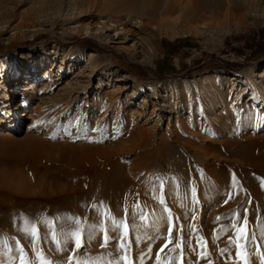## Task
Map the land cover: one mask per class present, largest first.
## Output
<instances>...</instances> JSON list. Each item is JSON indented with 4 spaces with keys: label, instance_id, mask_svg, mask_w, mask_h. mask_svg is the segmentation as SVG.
Returning <instances> with one entry per match:
<instances>
[{
    "label": "rangeland",
    "instance_id": "374dc122",
    "mask_svg": "<svg viewBox=\"0 0 264 264\" xmlns=\"http://www.w3.org/2000/svg\"><path fill=\"white\" fill-rule=\"evenodd\" d=\"M214 1L221 7L203 12L199 22L178 13L176 17L182 22L162 32L156 57L151 58L143 51L131 56L128 47L114 51L87 34V29L107 21L101 18L111 17L103 5L94 7L88 0H0L3 63L9 65L16 56L30 60L28 54L35 57L49 47L94 52L99 62L107 60L118 71L100 93L95 110L78 105L63 111L60 105L52 111L38 101L40 110L32 113V120L10 142L1 141L7 126L0 123V173L30 179L41 193L26 199L19 193L0 191V215L7 208L18 215L33 211L43 217L28 223L29 227L35 225L37 237L25 231L26 224L0 229V264H20L21 250L27 264H40L38 251L52 264H67L73 254L110 264L114 256L122 255L121 243L126 244V254L134 264H157L158 253L162 264L170 257L172 264H178L181 252L184 264H244L239 253L245 241L233 225L239 227L245 221L249 264H264V131L244 130L247 120L243 118L221 131L219 125L207 131V126L193 121L184 128L160 119L145 123L153 105L145 104L144 96L135 102L127 100L131 90L120 93L121 85L115 82L125 74L131 82L148 88L174 84L186 88L199 77L216 72L243 74L264 63V0ZM240 13L242 19L238 18ZM202 23L209 25L210 32L196 34ZM178 43L179 54L165 52L167 45ZM173 90L178 94L183 89ZM189 93L185 90L184 94ZM91 98L86 100L91 103ZM3 113L0 111V120ZM184 117L187 114L178 119ZM52 145L67 150L74 147L75 156L69 158L73 162L67 164L70 160L63 159L57 150L50 155ZM61 162L69 167L71 176L80 178L90 177L96 163L101 167L115 164L120 173L119 187L106 190L110 203L102 198L71 202L72 208L82 205L89 212L81 217L85 230L80 249L75 248L73 239L64 241L63 232L76 225L62 209L68 201L53 191L51 171ZM93 205L102 206L96 216L103 228L87 227ZM141 211L147 217L144 221ZM109 212L128 224L126 238L123 228L118 229L108 219ZM53 231L59 244L52 239ZM168 241L173 243L161 253ZM176 243L183 247L172 251ZM104 244L107 246L102 247Z\"/></svg>",
    "mask_w": 264,
    "mask_h": 264
},
{
    "label": "bare ground",
    "instance_id": "6f19581e",
    "mask_svg": "<svg viewBox=\"0 0 264 264\" xmlns=\"http://www.w3.org/2000/svg\"><path fill=\"white\" fill-rule=\"evenodd\" d=\"M88 1L94 7L103 5L111 14V17L100 19L107 21H101L93 28L87 29L90 37L98 42L107 43L114 51L128 47L132 51L131 56L137 57L138 53L143 51L150 54L151 58L156 57L157 42L161 40L162 32L173 30L182 22L180 16L176 17L178 13L189 14L199 22L203 12L212 7H221L220 3L215 4L214 0ZM232 7L238 8L237 11H243V8L237 5ZM238 18H243L241 13ZM210 30L209 25L202 23L196 34L209 33ZM28 57L30 60L16 56V60L8 65L3 63L6 58L0 56V91H6V88L11 87L7 94H0V111L4 110L0 123L2 126H7V131L1 133L3 139L1 141L10 142L15 134L21 132L22 127L32 120V113L40 110L37 106L38 101L47 106L46 110L52 111L60 105L63 111L78 105L80 108L88 107L95 110L100 101V93L105 87L110 86V82L118 74L107 60L104 63L99 62V57L94 52H82L77 49L65 51L48 47L38 52L35 57L31 53ZM220 73L216 72L210 77H199L186 84V88L175 84L148 88L138 82H131L129 76L125 74L118 76L115 82L121 85V89L118 90L120 93L131 90L127 94V100L135 102L144 96V103L153 105L154 110L146 118L145 123L160 119L169 126L173 124L175 127L179 125L184 128L189 121H193L197 125L201 123L207 126V131L219 125L221 131L224 127L230 129L238 118H243L247 120L244 130L264 131V63L257 64L253 71L243 74L221 75ZM66 80H68L67 84L63 88ZM176 88L183 90L177 94L173 90ZM185 90L190 92L188 96L184 94ZM90 95H92L91 103L86 100ZM28 99H30L29 103H27ZM116 101L118 102V99ZM22 109L24 113L19 115ZM140 109H144V106H140ZM218 110L222 112L216 113L215 111ZM208 112L211 113L210 116L207 115ZM184 114L188 117L178 119L179 115ZM56 146H51L50 155L57 150L67 161L69 158H74L76 152L74 147L67 150ZM48 159L52 160V157L49 156ZM72 162L70 160L67 164ZM68 169L69 167L61 162L51 173L55 179L54 195L68 201L62 204V209L69 217L81 218L89 214L87 207L82 205L72 208V201L74 203L84 199L102 198L106 203L111 202L106 190L119 187L120 173L115 164L101 167L96 163L93 174L88 178L84 176L80 178L77 174H73L72 177ZM61 178H71V180L62 181ZM60 180L63 183H58ZM0 191L19 193L26 199L41 194L33 188L30 179L1 173ZM100 209L102 206L97 205L90 211L91 218L88 219V225L100 224L96 216V212ZM18 219L22 222H17ZM42 219L41 215L33 211L28 215H18L6 208L0 215V229H14L16 226L21 228L26 224V220L32 223L34 220ZM112 252L117 253L115 245H112Z\"/></svg>",
    "mask_w": 264,
    "mask_h": 264
},
{
    "label": "snow or ice",
    "instance_id": "6c2138e0",
    "mask_svg": "<svg viewBox=\"0 0 264 264\" xmlns=\"http://www.w3.org/2000/svg\"><path fill=\"white\" fill-rule=\"evenodd\" d=\"M93 208H96V205H93ZM107 216H108V219L111 220L113 222V224L118 229L121 227L123 228V236L126 238L129 234L128 224L124 221L117 220L115 217H113L111 215L110 212L107 214ZM140 218L142 221L147 219V217L143 214L142 211H141V217ZM70 219L76 225V227L72 230L63 232L64 241L67 242L69 239H73L74 243H75V248L80 249L82 247L83 232L85 230L84 224L81 222V218H79V217H71ZM237 219H239V217H237ZM25 223H26L25 231L28 232L31 236L37 237L38 231H37L35 225H32L31 227H29L27 220L25 221ZM246 224H247V222L245 221L244 224L239 226V227H237L236 225H233V228L236 230L237 236L240 239H243L245 241V244L240 245V248L242 249L241 252L239 253L240 258H241V260H243L244 264H249V258H248L249 254L246 251L247 240L249 239V236H248L247 231H246ZM87 227H88V229H94L97 227L103 228V224H98V225L89 224ZM136 227H139V226H136ZM52 239L57 244L60 243V240L58 239L57 233L55 231H53V233H52ZM171 243H173V242L168 241L167 243H165L163 245V247H161L160 252L161 253L164 252L165 249H167L169 247V244H171ZM106 246H107L106 244L102 245V247H106ZM5 247H7L6 244H5ZM182 247H183L182 244L176 243L175 248L172 249V251H176L177 249H181ZM262 247H264V245H262ZM119 250L121 251L122 255L119 256L118 258L114 256L113 260L110 262V264H122V262H123V264H134V262L132 260H130L126 254V244L121 243L119 245ZM9 251H11V249H9ZM37 259L39 260L40 264H52V262L49 261L44 256V254L42 252H39V251L37 252ZM73 260L75 261V264H98V261H94L91 259H85L82 257H77L75 254H73V256L69 257L67 264H73ZM156 260H157V264H162L161 256L159 255V253L156 256ZM172 260H173V258L170 257L165 262V264H172ZM20 264H27V261L23 258V250H21ZM31 264H35V261L31 262ZM178 264H184L182 252L180 253V258L178 260Z\"/></svg>",
    "mask_w": 264,
    "mask_h": 264
},
{
    "label": "trees",
    "instance_id": "16d2710c",
    "mask_svg": "<svg viewBox=\"0 0 264 264\" xmlns=\"http://www.w3.org/2000/svg\"><path fill=\"white\" fill-rule=\"evenodd\" d=\"M86 47H88L90 50H94L92 48V45H85ZM166 47L169 48L170 53L169 54H179L180 53V48H181V44H169Z\"/></svg>",
    "mask_w": 264,
    "mask_h": 264
},
{
    "label": "crops",
    "instance_id": "0c3cea01",
    "mask_svg": "<svg viewBox=\"0 0 264 264\" xmlns=\"http://www.w3.org/2000/svg\"><path fill=\"white\" fill-rule=\"evenodd\" d=\"M164 49H165V52H166V53H167V52H170V50H169L168 47H165ZM167 56H168V55H167Z\"/></svg>",
    "mask_w": 264,
    "mask_h": 264
}]
</instances>
